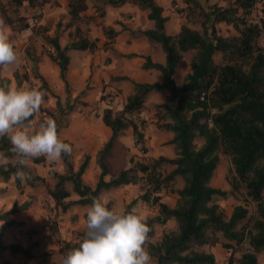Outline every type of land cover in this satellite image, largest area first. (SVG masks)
I'll list each match as a JSON object with an SVG mask.
<instances>
[{"label":"trees","instance_id":"16d2710c","mask_svg":"<svg viewBox=\"0 0 264 264\" xmlns=\"http://www.w3.org/2000/svg\"><path fill=\"white\" fill-rule=\"evenodd\" d=\"M92 1L110 6L130 3L147 11L146 16L153 21V28L139 30L138 33L160 45L164 62H153L148 55H140L143 58L141 68L159 71L161 79L152 83L130 80L132 93L125 98L121 108L102 109L101 121L110 129L111 134L96 152L95 164L98 173L92 187L82 181L89 160L88 154L83 155L76 169H73L70 155L62 154L61 161L66 173L61 174L52 169L47 171L48 177L54 180L49 193L55 206L61 212H65L72 205L89 206L91 197L98 198L102 191L141 179L146 185L142 200L156 208L155 216L147 218L150 228L148 237L152 235L154 223L162 224L173 220L176 224L174 230L163 232L158 241L146 243L154 264H214L213 254L200 250L199 247L218 243L215 235L217 232L232 243H223L224 247L231 249L226 264H258L257 254L264 248V40L259 42L260 29L247 20V14L254 3L260 0H231L224 5L210 4L208 10H204L197 0H183L185 5L177 12L187 14L189 10L197 9L202 17L199 23L201 31L181 24L178 32L173 35L164 32L166 17L161 15L162 9L154 0ZM46 2L47 0H7V6H42ZM86 8L87 0H68V25L74 24L80 18L79 13ZM261 12L264 16V3H261ZM13 14L12 10L7 13V7L0 4L3 23L17 27L18 30L29 27L24 17ZM219 23L230 26L233 32L219 34L216 27ZM39 29L36 26L32 32L36 33ZM74 31L79 32L78 26L74 27ZM102 33L105 38L112 39L118 32L111 27H103ZM129 33L134 34L133 31ZM59 37L60 33L55 31L51 36L44 34L42 39L52 50L47 56L58 68V78L67 100L70 97V87L66 79L69 61L67 51H93L97 48V39L77 35L61 47ZM185 51L193 53L183 82L177 85L173 73L181 53ZM215 52L220 53L218 61L213 60ZM126 56L134 57L136 54ZM37 77L42 88L48 90L44 79ZM113 79L128 78L120 76ZM8 83V78L0 77V85ZM157 90L168 92L161 102L154 105V115L156 127L171 133L166 143L172 146L173 157L160 155L148 161L130 162L127 167L105 180L104 177L109 174L106 155L125 129H131L134 144L140 145L141 151H145L141 130L143 120L137 114L141 111L146 95ZM83 94L84 90H81L73 99H78ZM53 97L59 108L58 96ZM68 111H71V107ZM47 115L48 119L55 121L58 131L62 126L58 122V116L55 112H48ZM196 139L201 140L199 145H196ZM62 141L66 143L65 140ZM11 147L7 136L0 137V153H3L7 161L0 165V180L6 182L13 177L18 184L16 172L21 166L10 162L11 158L17 157L10 150ZM219 154L225 155L229 161L224 176L227 189L213 187L209 183L218 164ZM30 160L35 163L41 161V158ZM163 165L171 166L166 174L161 171ZM22 170L31 177L25 180L27 185L44 182V178L32 174L28 166ZM176 177L182 179V186L175 190L177 197L174 205L169 207L160 201L159 193ZM67 182L77 196L76 199H67L70 194L65 187ZM233 196L239 197L243 204L234 205L226 215L218 201ZM133 201L126 205L123 212L131 211ZM247 202L254 204L251 213L245 206ZM28 206L29 201L19 204L13 202L7 210L0 213V237L5 228L21 226V223L14 220H7V217L26 210ZM107 207L110 210L109 203ZM83 218L86 219V213ZM83 235L84 231L78 233V241ZM27 239V243L14 242L6 246L0 240V251H8L12 259L18 255L23 261L16 264H26L27 260L36 257L32 249L38 244L36 240ZM78 241L71 244L65 242L64 248L70 250L78 247ZM241 245L244 250L240 255L232 256L233 247ZM44 256L45 253L39 256L40 263L44 262ZM0 264L14 263L3 260Z\"/></svg>","mask_w":264,"mask_h":264},{"label":"rangeland","instance_id":"374dc122","mask_svg":"<svg viewBox=\"0 0 264 264\" xmlns=\"http://www.w3.org/2000/svg\"><path fill=\"white\" fill-rule=\"evenodd\" d=\"M205 1L208 2L204 3L203 9L208 10L211 4H208L209 2L218 4L221 1H224L225 4L231 0ZM89 2L91 7L95 8V13L89 16L85 15L80 17L73 24L80 26L78 27L79 32L76 33L74 31V27L71 26L67 32V36H65L66 33L63 34V31L65 30V27H69V20H64V14H56L52 12L56 3L55 0H47V2L42 6L20 5L17 7H8L7 0H0V4L7 7V13H10V10H12L14 16L20 15L24 17L29 24V27L18 30L17 27H13L4 23L12 30L11 40L18 53L19 62L16 65H9L7 67L0 66V77L8 78L9 86L15 85L17 87L34 88L44 94V104L42 105L41 110L35 116H33L32 119L25 123L24 128L26 131L31 130L29 125L38 126L40 122L47 120L48 112H55L56 116H58L59 124L62 125L57 131L59 138L62 140V134L67 130L69 133L76 135L80 127H85L84 121L91 120L87 123L88 125L94 126L93 118L101 113V104H105V107H111L113 110L120 109V106L123 104V102L115 97L116 92L114 90L108 89L105 91V88L111 86L109 82L116 80L113 79L114 77H110L107 83H104L103 79H101L100 83L94 87L90 97H88V101H83L85 97H83L84 94L78 97V99H73L75 95H72L71 92L69 93L70 97L65 100V92L62 85L61 94L57 95L55 90L51 91L48 87V90L43 89L37 77L41 76L39 74V62L41 61V56H47L48 52H52L49 45L46 44L42 39L43 35H48L50 30H52V33L50 32L51 35L56 31L60 33V37L61 35L62 37H65L67 42L75 39L77 35L86 36L87 29H84L83 23H87L89 19L95 20L98 16H101V8L103 6L97 1L90 0ZM261 3H264V0L256 2L254 8L251 10L250 16L258 17L264 25V16L261 12ZM18 7L23 8L20 10ZM57 15L58 19L56 18ZM181 15L185 16L182 19V24H185L191 29L201 31L199 23L201 22L202 17L198 13L197 9H191L187 12V14L182 12ZM44 16L48 19L46 22L41 24L40 21ZM33 18L37 19L36 24L31 22ZM0 20H2L1 15ZM56 23L59 25L57 26ZM36 26H39L40 29L38 32L33 33L32 29ZM216 27L218 33L221 35H227L233 32V29L230 26L221 23L217 24ZM123 29H125L124 26H122V30ZM133 32V35L137 33L135 36H139L138 30ZM110 40L111 39L108 41L105 40L101 48H109L110 43L113 42ZM192 53V51H185L181 53V57L178 60L175 72L173 73V78L177 85H181L183 82V76L189 69V62ZM71 55L73 58V53ZM113 55L116 56L117 60L123 62L125 60H129V57L126 55H117L115 53H113ZM163 57L164 54L161 48L158 47L155 53V60H163ZM219 57L220 53L215 52L213 55V60L218 61ZM108 60H110V58H108ZM50 76L51 74L48 72L46 74L48 82L51 80ZM45 83L47 85V81H45ZM86 87L88 88V85ZM51 93L58 96L60 105L59 108H57L55 98L53 95H51ZM70 107L71 111L67 112V110H70ZM141 109H144L145 114L147 115L146 119L143 118L141 130L143 131L150 129L152 132L153 130H158L156 127L157 121L155 120L154 106L152 108L150 103L145 101L143 108ZM166 134L169 137L171 136L170 132H166ZM156 139H162V137H156ZM63 140H65L71 146V142L67 141V139ZM167 140H158L155 143H149L143 147L145 151H141L140 145L136 146L132 142L129 145L123 144L124 147L123 145L116 147L114 146V149L110 151V155L106 156L109 174L106 175L104 179L107 180L111 178L120 169L127 167L130 162L133 163L136 160L148 161L152 158H157L158 156L156 154L159 153H162L163 156L169 158L173 157V148L171 145L166 143ZM195 143L196 145H199L201 140L196 139ZM93 149L94 147L91 146V151H93ZM84 154H88L89 157L93 158V156H90L89 153L84 152L79 146L76 147V149H72L69 159L72 162L73 169H76ZM149 154L155 156H149ZM39 158H41V161L39 162L34 163L28 159L26 163L32 174L44 178L43 183H37L33 186H29L25 183V181L22 182L21 179H19L18 184H16L13 177H10L6 182H2L0 180V213L7 210L13 202H17L19 204L23 201H29V206L26 210L19 211L14 214L18 220L16 222L21 223V226L13 225L5 228L1 233L0 240L5 246L14 242L27 243V238H29V240H36L38 244L32 249V252L36 257L31 260H27L26 264H61L62 257L68 251L64 248V243L69 242L71 244L73 242H77L80 238L78 233L80 231H84L85 220L83 218V214L86 213L88 206L72 205L65 212L59 211V207L55 206L49 193L54 185V180L48 177L47 171L52 169L58 173L65 174V166L61 159L54 163H49L45 157L41 156ZM218 158V164L213 171L209 183L213 187L221 188V186L227 184L224 180V176L226 174L227 168L229 167V161L228 158L223 154H219ZM18 159V157H13L10 159V162L17 163ZM170 169V165L161 166V171L163 174H166ZM97 173V166H92V163H90V166L88 165V167H86V170L82 175V181L87 185L93 186ZM181 186L182 179L180 177H176L171 183H169L167 187L161 190L159 193L160 201L164 202L167 206L172 207L177 197L175 190ZM65 187L70 192L67 199H76L77 196L72 192L70 183L67 182ZM145 189L146 185L144 184V181L138 179L135 183H130L124 186L102 191L98 198L109 203L110 210L115 212H123L126 205L130 201L134 200L131 210L135 209L139 214L144 215L146 218H152L156 214V208L155 206L146 204L142 200L141 196L144 194ZM218 203L223 208L226 215L229 214L234 205L243 204V202L237 196L228 197L225 200H219ZM245 206L249 213L253 212L254 204L252 202L245 203ZM7 220H10L9 216L7 217ZM175 228L176 224L173 220H167L162 224L154 223L152 226V235L148 238L147 242H156L159 240L163 232L174 230ZM28 234L30 236H27ZM215 235L218 238V243H216L214 246L203 245L199 247V249L211 252L215 258L214 264H226L229 255H231V249L224 247L223 243L229 241H227L219 232L215 233ZM229 243L232 244L231 242ZM233 248L234 251L232 256L234 257L239 256L242 250H244L243 245L234 246ZM44 253L45 260L43 263H40L39 256ZM3 260H10L12 263L16 264L23 261V258L16 255V257L12 259V256L8 251H0V262ZM257 262L258 264H264V248L257 254ZM150 264H154L152 258Z\"/></svg>","mask_w":264,"mask_h":264},{"label":"crops","instance_id":"0c3cea01","mask_svg":"<svg viewBox=\"0 0 264 264\" xmlns=\"http://www.w3.org/2000/svg\"><path fill=\"white\" fill-rule=\"evenodd\" d=\"M87 1V8L79 13L80 17L85 15L89 16L95 13V8L91 7L89 2L90 0ZM197 1L202 7H204V3L208 2L205 0ZM55 2L56 3L52 12L56 14H64V20H69V15L67 13L68 0H55ZM154 2L161 7V15L166 17L163 29L164 32L168 35L176 34L180 25L183 23V16L177 12V10L185 5L183 0H174L173 2H170V0H154ZM210 3L213 4L214 2H209L208 4ZM217 5H224V1H221ZM101 9V16H98L95 20L89 19L87 23H83L84 29H87L86 37L88 39H97V48L94 51H81L74 49L68 50L67 55L69 57V61L67 65L66 79L72 95H76L81 90H84L83 97H85L83 101H88V97H90L94 87L100 83L101 79H103L104 83H107L110 77L125 76L128 79H116L114 81H110L109 83L111 86L105 88V91L108 89L114 90L116 92L115 97L124 103L125 98L132 93V84L130 80L135 82L152 83L158 82L161 79L159 71L155 69L141 68L143 58L140 57V55H148L151 58V61L158 63H163L164 57L163 60H155V53L158 47H160L158 43L149 41L141 34L137 37L135 36L137 33L133 36L129 33L130 31L153 28V21L147 18L146 10H140L130 3H124L119 6L103 5ZM45 16L42 17L40 21L41 24L46 22L48 19L46 18L47 16ZM57 17L58 15L56 18ZM116 21L119 23H116ZM71 26L75 27L76 25L72 24L67 28L65 27V30L63 31V34L66 33L65 36H67V32ZM122 26H124L125 29L122 30ZM103 27H111L118 32L117 35L113 37V40H110L113 42L110 43V47L107 49L101 48L104 41L109 40L103 36ZM50 32L52 33V30H50L49 33L47 31L48 35H51ZM66 43L67 40L61 35V37H59V45L62 47ZM72 53L74 56L73 58L71 55ZM113 53L117 55H128L133 53L136 54V56L129 57V60H125L123 62L117 60ZM108 58H110V60H108ZM48 72L51 74V80L49 82L46 77ZM39 74L45 79V81H47V87L49 90H55L57 95L61 94L62 83L58 78V68L56 64L45 55L41 56V61L39 62ZM87 85L88 88L86 87ZM167 94L168 92L166 90L151 91L146 95L144 102L148 101L153 108V106L161 102ZM100 107H102L100 108L102 111L105 104H101ZM141 108H143V105ZM137 117H139L140 120H143V118L146 119L147 115L145 114L144 109H141V111L137 114ZM93 120L94 126L88 125L87 122L91 120L84 121L85 127H80L76 135L69 133L68 130L62 134V140L67 139V141L71 142L72 149H76V147L79 146L84 152L93 156V158L89 157L87 167L88 165L90 166V163H92V166L96 165V152L101 148L103 143L106 142L111 134L110 129L102 123L100 113L99 115H96ZM142 133L145 146L149 143H155L158 140H167L171 137H169L165 131H161L159 129L153 130V132L150 129L143 130ZM156 137H162V139H156ZM131 142L134 143L133 135L131 133V129L127 128L117 137L106 156L110 155V151L114 149V146H121L123 144L129 145ZM91 146L94 147L93 151H91ZM156 155L160 156L163 154L159 153ZM149 156L155 155L149 154ZM227 187V184L221 186L222 189H227ZM14 214L9 215L10 220L18 221Z\"/></svg>","mask_w":264,"mask_h":264},{"label":"clouds","instance_id":"9594fccd","mask_svg":"<svg viewBox=\"0 0 264 264\" xmlns=\"http://www.w3.org/2000/svg\"><path fill=\"white\" fill-rule=\"evenodd\" d=\"M12 30L0 20V66L16 65L19 56L11 40ZM44 104V94L34 88L0 85V137L7 136L11 151L21 166L16 177L25 181L31 177L22 170L27 160L45 157L49 163L70 155L72 148L57 133L56 123L47 119L36 125L24 126ZM6 158L0 153V165ZM150 228L147 218L135 209L126 212L109 210L107 202L91 197L86 211L84 235L78 247L68 250L61 264H150L145 247Z\"/></svg>","mask_w":264,"mask_h":264},{"label":"built area","instance_id":"2783aa9c","mask_svg":"<svg viewBox=\"0 0 264 264\" xmlns=\"http://www.w3.org/2000/svg\"><path fill=\"white\" fill-rule=\"evenodd\" d=\"M256 3H254V5H255ZM254 5L250 8V11H249V13L247 14V17H248V21H250V22H252V23H254V24H256L258 27H259V29H260V33H259V42L260 43H262L263 42V40H264V25H263V23L261 22V20L258 18V17H256V16H250V13H251V10L254 8ZM23 7H18V9H22ZM31 22L33 23V24H36L37 23V19L36 18H33L32 20H31Z\"/></svg>","mask_w":264,"mask_h":264}]
</instances>
